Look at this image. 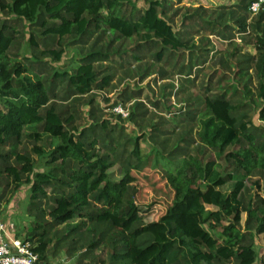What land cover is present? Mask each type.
Returning a JSON list of instances; mask_svg holds the SVG:
<instances>
[{
  "label": "trees",
  "instance_id": "trees-1",
  "mask_svg": "<svg viewBox=\"0 0 264 264\" xmlns=\"http://www.w3.org/2000/svg\"><path fill=\"white\" fill-rule=\"evenodd\" d=\"M237 1L184 19L198 17L224 40L234 39L228 31L242 35L251 25L256 28L257 54L243 56L236 75L243 79L256 69L259 100L235 102L236 86L231 97L228 91L205 96L196 138L190 129L183 136L186 145L174 147L168 157L166 141L160 142L157 165L162 159L166 168L175 166L163 176L173 199L159 221L148 224L136 214L139 189L129 183L148 168L141 152L144 138L126 132L136 111L127 119L112 113L113 123L95 97L111 89L115 63L140 64L149 56L157 63L174 60L178 74L193 84L208 56L197 50L192 31L175 29L177 14L170 17L168 0H145L144 9L129 1V13L122 10L123 0H0V205L8 188L12 195L29 188L25 240L39 264H51L59 255L76 258V264H257L264 197L245 179L253 167L264 170V10L252 24L253 0ZM22 29L29 31L30 54L19 62L9 51ZM134 38L130 54L119 43ZM69 49L73 66L57 67ZM152 67L138 71L142 81L153 75ZM244 90L247 98L254 97L247 85ZM140 97L139 91H125L110 109ZM188 107L185 115L194 122L198 112ZM257 107L262 125L249 117ZM155 130L150 138L157 143ZM196 143L199 154L206 152L202 147L213 150L216 160L199 155L176 162L190 156ZM116 165L124 176L120 183L108 173ZM254 185L264 191L260 183Z\"/></svg>",
  "mask_w": 264,
  "mask_h": 264
},
{
  "label": "rangeland",
  "instance_id": "rangeland-1",
  "mask_svg": "<svg viewBox=\"0 0 264 264\" xmlns=\"http://www.w3.org/2000/svg\"><path fill=\"white\" fill-rule=\"evenodd\" d=\"M124 5L122 10L125 12L131 11V5L129 1L136 3L138 8H147L145 0H123ZM172 2V11L170 17L174 14L173 24L176 30H184L189 28L192 33L191 37L194 42L197 43V50L201 49L204 56H208V62L198 69L193 75L194 85L187 83L179 74V65L174 66V60L170 63L162 61L157 63L153 57L139 63L125 64L124 67H120L121 62L119 57H115V73L116 79L111 87L106 92L96 94V105L98 104L103 108L106 114V118L111 119L113 123H116V116H113L111 107L119 99L123 92L139 91L141 97L137 100H131L125 103V107L129 109L131 113L136 111V117L133 122L126 121V132L132 136H142L144 139L141 141L142 156L148 163L147 170L135 176V179H131L129 183L135 185L139 189L137 194V210L136 214L144 218V222L151 224L156 223L165 214L166 209L171 205L173 199V191L170 184L163 178L164 174L170 169L175 171V166L166 168L165 163L160 159V164L157 165V153L158 150L162 151L160 142L166 141L167 153H164L165 157L169 156V153L174 147H184L186 145L184 135H186L191 129L192 137L196 138V132L199 128V116L204 112V98L205 96H214L215 94H222L229 92L228 96L233 94V86L238 87V93L233 99L235 102H245L251 99H258V86L259 77L256 69L253 68L249 71V75L243 79L236 75L237 71L242 68L238 63L243 60L244 57L255 56L257 54L258 44L256 42L255 27L251 25L247 34H240L238 31H228L229 36H234L232 40L220 39L218 35L213 32L212 28L207 27L198 17L185 20V15L195 14L196 12L203 13L204 11L212 13L221 7H231L239 4L237 0H168ZM205 12V13H206ZM257 20L256 16H251L249 22L254 24ZM21 31V35L18 37L16 44L9 51L11 60H17L19 62L24 61V56L29 55L28 41L29 31ZM124 47L130 52L135 48L137 39L121 41ZM157 50V49H155ZM153 50V51H155ZM200 52V51H199ZM132 52H130L131 54ZM188 55V54H187ZM73 52L68 50L67 54L63 58V61L56 64L60 68L72 67L71 60H74ZM128 58L130 55H127ZM126 58V56H125ZM180 59V58H179ZM184 59H180V65L184 63ZM153 65V75L145 80H141L138 75L139 72H144L145 68ZM169 74V79H163V73ZM234 77V80L232 79ZM175 84V88L171 85ZM184 86L185 91L181 92V86ZM252 91L254 97L245 96V86ZM109 100V102L107 101ZM259 100V99H258ZM141 102L142 106L137 110L136 104ZM188 103L192 106L191 109L198 112V116L194 122H189L187 119L186 111L190 108ZM260 108V106H259ZM259 108L249 114L250 120L256 125H262L259 119ZM85 113L88 109L84 108ZM87 120V118L85 119ZM154 126V127H153ZM158 129L156 135L159 140L157 143L153 142L150 138ZM47 137L45 136L44 139ZM196 143L190 149V156L176 159V162H180L185 159H189L195 156H201L207 162L209 160H216L213 150H206L204 156L203 153H198ZM201 149V148H200ZM229 148L225 154L231 151ZM217 161H220L217 159ZM220 163L225 164L224 160ZM157 165V166H156ZM253 165L257 166V161H253ZM109 177L115 183H120L123 179V173L120 165H116L109 170ZM260 183V186H264V170L258 167H253L248 177L245 179L247 187H252L254 193H259L264 197V191L258 189L255 183ZM12 188H8L4 199L0 205V222H3L9 226V228L15 229L17 234L25 239L30 230L31 220L27 216V205L30 196L29 188L24 186L15 195H12ZM209 209L210 206H208ZM246 215H242L241 227H244ZM257 248V264H260L261 259H264V234L258 236L256 239ZM106 257V253L101 254ZM75 259L67 258L65 255H59L57 258H51V264H76Z\"/></svg>",
  "mask_w": 264,
  "mask_h": 264
},
{
  "label": "built area",
  "instance_id": "built-area-1",
  "mask_svg": "<svg viewBox=\"0 0 264 264\" xmlns=\"http://www.w3.org/2000/svg\"><path fill=\"white\" fill-rule=\"evenodd\" d=\"M264 10V0H253L249 5L252 16ZM112 113L124 119L129 118L130 111L119 104L112 108ZM0 264H39V256L33 251L32 243L25 239L8 241L4 225L0 223Z\"/></svg>",
  "mask_w": 264,
  "mask_h": 264
},
{
  "label": "crops",
  "instance_id": "crops-1",
  "mask_svg": "<svg viewBox=\"0 0 264 264\" xmlns=\"http://www.w3.org/2000/svg\"><path fill=\"white\" fill-rule=\"evenodd\" d=\"M1 224L4 225L5 231L7 233V237H8V241L12 242V240H18V239H22L16 232L15 229L9 228V226L3 222H0Z\"/></svg>",
  "mask_w": 264,
  "mask_h": 264
}]
</instances>
